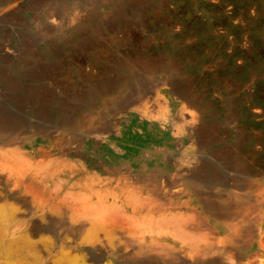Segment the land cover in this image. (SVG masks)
<instances>
[{
    "label": "bare ground",
    "instance_id": "1",
    "mask_svg": "<svg viewBox=\"0 0 264 264\" xmlns=\"http://www.w3.org/2000/svg\"><path fill=\"white\" fill-rule=\"evenodd\" d=\"M183 1L0 0V224L56 212L63 264H264L263 69Z\"/></svg>",
    "mask_w": 264,
    "mask_h": 264
},
{
    "label": "rangeland",
    "instance_id": "2",
    "mask_svg": "<svg viewBox=\"0 0 264 264\" xmlns=\"http://www.w3.org/2000/svg\"><path fill=\"white\" fill-rule=\"evenodd\" d=\"M198 1L200 6L195 13L192 12V10H185L184 1L182 2L181 8L178 10L177 15L180 14L179 17L188 23L187 27L184 29V34L197 36V31L203 30V28L205 29V26L201 25L199 22L207 18H212L217 21V26L227 27L230 20V15L228 14H231L234 18L241 17L243 28L241 27V30L240 28L235 29V33L236 35L239 34L247 37L248 44L245 49V57L248 55V58H253L252 60H255V63L258 62L257 64H260L262 67L264 75V12H261L258 1L216 0L215 3L212 2V0ZM254 8H258V12H255ZM151 28L150 31L154 33L157 32L159 27L155 25L154 28ZM136 43L138 44V42ZM223 50L225 51V46L222 47L221 44L218 45L215 43L212 46L209 44L199 45L196 39L190 48V58L192 61H195L197 56L200 57L204 55L203 53L208 52V54H214L213 60L215 62L217 61L216 63L219 64L220 68L222 67L225 69L226 66L231 69L234 66L233 59L235 57H227L226 53H223ZM152 51L153 50L150 49V52ZM176 56L179 60L181 58L183 59L181 50L176 52ZM221 63L222 65H220ZM239 73L241 72H233V75L237 76V80L240 79ZM262 83L264 84V79ZM6 105L9 109L13 108L8 104ZM240 105L239 103V107ZM23 195L25 199L19 207H22V205L26 206L25 203H27V207L36 206L37 202H35V197L32 198L29 194ZM9 205H12V203H9ZM16 207L18 206L16 205ZM7 213L8 216L6 221L0 224V264H63L58 261L61 243L49 232H44L39 229L42 224L49 227H56L57 224L55 219L58 217L56 212L7 211Z\"/></svg>",
    "mask_w": 264,
    "mask_h": 264
}]
</instances>
